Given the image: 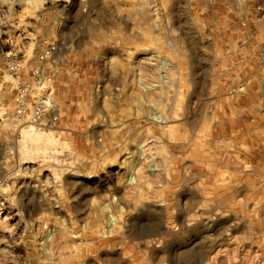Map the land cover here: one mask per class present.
I'll return each instance as SVG.
<instances>
[{"label":"rangeland","instance_id":"374dc122","mask_svg":"<svg viewBox=\"0 0 264 264\" xmlns=\"http://www.w3.org/2000/svg\"><path fill=\"white\" fill-rule=\"evenodd\" d=\"M0 264H264V0H0Z\"/></svg>","mask_w":264,"mask_h":264},{"label":"built area","instance_id":"2783aa9c","mask_svg":"<svg viewBox=\"0 0 264 264\" xmlns=\"http://www.w3.org/2000/svg\"><path fill=\"white\" fill-rule=\"evenodd\" d=\"M57 50V44L51 43L47 45L45 50L40 52L39 58L43 62L46 59L52 58ZM13 74L20 79L19 65L11 64L9 66ZM59 73V66L55 60L51 62V68L47 70L43 65H39L32 70L33 82L18 81L17 92L14 98L16 104L17 115L21 118L29 116L30 121L35 124L55 122L58 120L56 115H52L50 110L52 108L51 99L44 95L47 91V85L52 83L54 77ZM35 92V93H34ZM39 93V94H37ZM34 94V96H33ZM29 98H33V106L30 112L27 113L28 105L30 104ZM50 115L49 119L46 116Z\"/></svg>","mask_w":264,"mask_h":264},{"label":"bare ground","instance_id":"6f19581e","mask_svg":"<svg viewBox=\"0 0 264 264\" xmlns=\"http://www.w3.org/2000/svg\"><path fill=\"white\" fill-rule=\"evenodd\" d=\"M153 118H156V121H157V118H160V117L157 116V114H154V113H153ZM159 120H161V119H159ZM159 120H158V121H159ZM214 188H215V187H214ZM211 192H213V191H211ZM212 194H213V193H212ZM50 235H51V234H50ZM49 238H50V236H49V237L47 236V238L44 239V240H49ZM62 238H63V237H62ZM50 239H51V238H50ZM54 239H55V238H54ZM54 239H53V240H54ZM44 240H43V241H44ZM63 240H64V239H63ZM49 241H50V240H49ZM44 242H45V241H44ZM55 242H56V241H55ZM53 243H54V242H53ZM72 243H73V242H72ZM72 243H71V244H72ZM73 244H74V243H73ZM48 245H51V244H48ZM45 246H46V245H45ZM53 246H54V245H53ZM51 247H52V246H51ZM49 248H50V247H49ZM46 249H47V248H46ZM81 257H82V256H81Z\"/></svg>","mask_w":264,"mask_h":264}]
</instances>
